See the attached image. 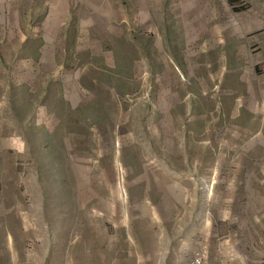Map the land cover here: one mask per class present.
Masks as SVG:
<instances>
[{
    "label": "rangeland",
    "instance_id": "374dc122",
    "mask_svg": "<svg viewBox=\"0 0 264 264\" xmlns=\"http://www.w3.org/2000/svg\"><path fill=\"white\" fill-rule=\"evenodd\" d=\"M264 264V0H0V264Z\"/></svg>",
    "mask_w": 264,
    "mask_h": 264
},
{
    "label": "built area",
    "instance_id": "2783aa9c",
    "mask_svg": "<svg viewBox=\"0 0 264 264\" xmlns=\"http://www.w3.org/2000/svg\"><path fill=\"white\" fill-rule=\"evenodd\" d=\"M202 256L203 255H201V254L196 255V258L194 260H192L191 264H204V259Z\"/></svg>",
    "mask_w": 264,
    "mask_h": 264
}]
</instances>
